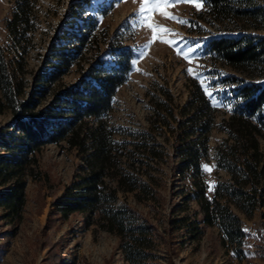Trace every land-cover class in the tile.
I'll return each mask as SVG.
<instances>
[{
	"label": "trees",
	"instance_id": "16d2710c",
	"mask_svg": "<svg viewBox=\"0 0 264 264\" xmlns=\"http://www.w3.org/2000/svg\"><path fill=\"white\" fill-rule=\"evenodd\" d=\"M201 1L207 16L233 24L235 31L210 39L206 54L243 74L236 79L237 106L225 128L229 139L218 154V167L231 178L216 183L210 192L201 170L212 128L205 111L211 103L198 84L183 112L186 118L177 127L174 110L168 111L166 125L174 137V155H160L145 140L146 133L123 132L108 120L113 98L132 70V50L107 44L102 49V31L96 19L88 18L55 39L63 44L52 43L46 66L27 83L19 58L36 25L38 0H11L13 10L5 22L10 44L0 45L1 111L6 109L12 116L0 129L4 219L10 223L21 219L27 182L41 179L42 150L50 144L66 145L80 162L71 181L52 200L51 214L64 220L79 214L86 226L95 225L118 237L126 264H155L158 239L164 237L160 230L166 228L135 205L153 202L161 206L165 182L156 180L151 165L157 167L167 157L168 163L173 161L171 176L184 183L176 195L185 202L171 212H185L190 202L198 207L193 217L168 220L170 227L178 224L199 238L218 222L224 242L238 259L264 254V150L260 142L264 131V4L261 0ZM73 68L77 79L64 83ZM196 103L204 112L186 114ZM196 135L197 142L189 140ZM200 143L202 148L196 145ZM234 209L249 219L259 209L260 227L251 231Z\"/></svg>",
	"mask_w": 264,
	"mask_h": 264
},
{
	"label": "rangeland",
	"instance_id": "374dc122",
	"mask_svg": "<svg viewBox=\"0 0 264 264\" xmlns=\"http://www.w3.org/2000/svg\"><path fill=\"white\" fill-rule=\"evenodd\" d=\"M198 2L202 3L201 0ZM261 2L264 4V0ZM142 7L145 13L139 16ZM12 10L11 0H0V45L3 46L10 44L5 22ZM165 12L188 23L174 21L166 17ZM88 18L96 19L99 31H102L101 38L105 40L101 44L102 49L107 44V47H129L132 50V70L113 98L109 123L115 128H122L123 132L146 133L145 140L160 155L172 156L174 137L166 125L168 111L174 110V126L177 127L186 118L183 112L189 106L198 84L211 103L210 110L205 113L212 120L204 145L207 156L202 162L201 172L209 192L216 183L227 182L231 177L226 170L218 167V154L229 139L225 128L237 106L236 79L242 78L243 74L211 59L205 46L214 37L233 33L234 25L216 21L207 16L204 6L198 9L194 3L188 2L157 6L151 0L148 4L144 0H38L36 25L30 42L19 58L25 82L29 83L32 75L46 66L52 43L63 44V41L55 39L60 38L65 29H74ZM158 25L171 32L160 33ZM153 36L158 38L153 40ZM146 45L150 46L146 48ZM76 79L73 68L63 82L69 84ZM201 106L196 103L193 108H187L186 114L193 115L197 110L204 112ZM1 109L0 95V129L12 118L8 110ZM198 138L199 135H196L189 140L197 142ZM260 142L264 150V131ZM196 145L203 147L202 143ZM166 159L161 158L157 167L151 165L156 180L165 182L162 185L161 206L155 207L157 204L153 202L135 205L130 198V202L144 214H149L155 224L166 228L165 232L160 230L164 237L158 239V260L155 264H264V254L238 259L229 243L224 242L218 222L199 238H194L178 224L170 227L168 220L193 217L198 207L190 202L184 205L188 208L185 212H171L174 206L185 202L180 195H176L184 183L171 176L173 161L168 163ZM79 162L76 152L66 145L50 144L42 150L39 164L41 179L28 180L21 219L10 223L2 217L0 210V264H126L118 237L95 225L86 226L79 214L65 220L51 214L52 200L71 181ZM234 211L251 231L260 227L259 209L255 210L251 219L236 209Z\"/></svg>",
	"mask_w": 264,
	"mask_h": 264
},
{
	"label": "snow or ice",
	"instance_id": "6c2138e0",
	"mask_svg": "<svg viewBox=\"0 0 264 264\" xmlns=\"http://www.w3.org/2000/svg\"><path fill=\"white\" fill-rule=\"evenodd\" d=\"M135 2V0H134ZM181 2H188V3H194L195 6L199 9V8H202L203 7V4L201 2H198V0H151V3L157 5V6H168V5H175V4H178V3H181ZM144 3L145 4H148L149 3V0H144ZM161 11H163V8H161ZM145 13V8L142 7L140 9V12H139V16H143ZM164 15L168 18H171L172 20L174 21H177V22H181V23H185L187 24L188 22L187 21H183V20H180L179 18L175 17V16H171L169 13L165 12ZM149 27H151V24L149 25ZM157 29L160 33H170L171 30L167 29V28H164L163 26H157ZM158 38V36H153V40H156ZM161 42H164V43H168V44H172L173 41L171 40H161ZM150 45H146V48L149 47ZM191 51V49L189 50ZM185 55H187L185 53ZM209 96L212 95L211 92L208 93Z\"/></svg>",
	"mask_w": 264,
	"mask_h": 264
}]
</instances>
